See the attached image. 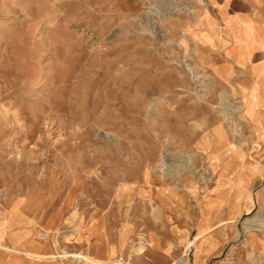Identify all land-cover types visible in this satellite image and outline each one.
Instances as JSON below:
<instances>
[{"label":"rangeland","instance_id":"rangeland-1","mask_svg":"<svg viewBox=\"0 0 264 264\" xmlns=\"http://www.w3.org/2000/svg\"><path fill=\"white\" fill-rule=\"evenodd\" d=\"M206 6L0 0L4 264H264V89Z\"/></svg>","mask_w":264,"mask_h":264},{"label":"crops","instance_id":"crops-1","mask_svg":"<svg viewBox=\"0 0 264 264\" xmlns=\"http://www.w3.org/2000/svg\"><path fill=\"white\" fill-rule=\"evenodd\" d=\"M205 1L209 10L208 22L214 23L218 41L221 42V55L225 63L221 71L242 66L255 77L254 87L264 89V27L261 19L264 15V0ZM250 104L248 109L253 111L256 105L254 97ZM31 245L38 246L36 243ZM7 251L20 252L13 247L0 245V264L5 263L1 254L7 256ZM22 253L36 256L27 251Z\"/></svg>","mask_w":264,"mask_h":264},{"label":"bare ground","instance_id":"bare-ground-1","mask_svg":"<svg viewBox=\"0 0 264 264\" xmlns=\"http://www.w3.org/2000/svg\"><path fill=\"white\" fill-rule=\"evenodd\" d=\"M163 159H162V161L164 160V158H165V156H163L162 157ZM160 163V162H159ZM160 165V164H159ZM162 165V164H161ZM160 165V166H161ZM166 165V164H165ZM161 168H163V167H161ZM175 168V167H174ZM178 168V174L180 173V172H183L184 170H186V169H188V166H184V167H177ZM176 168V169H177ZM169 169V168H168ZM169 171V170H168ZM37 235L39 236V237H41L42 239H47L48 238V234H47V232H38L37 233ZM136 251H137V253L138 254H142L143 252H144V247H138V248H136Z\"/></svg>","mask_w":264,"mask_h":264}]
</instances>
